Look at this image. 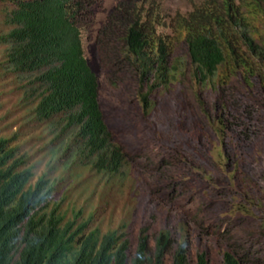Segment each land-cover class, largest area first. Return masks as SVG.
<instances>
[{"label":"trees","instance_id":"16d2710c","mask_svg":"<svg viewBox=\"0 0 264 264\" xmlns=\"http://www.w3.org/2000/svg\"><path fill=\"white\" fill-rule=\"evenodd\" d=\"M101 1L0 0L11 26L0 35L3 63L33 97L30 118L64 137L54 156L70 152L107 180L136 169L180 222L140 229L134 243L126 225L102 232L79 220L81 210L66 218L55 182L47 173L32 181L27 154L0 136V264H254L203 226L201 208L183 196L189 182L168 171L171 189L160 190L152 168L181 161L210 180L219 166L230 212L254 218L234 223L238 239L264 241V0H197L185 12L118 0L96 33L97 74L84 34ZM158 137L172 149H155Z\"/></svg>","mask_w":264,"mask_h":264},{"label":"rangeland","instance_id":"374dc122","mask_svg":"<svg viewBox=\"0 0 264 264\" xmlns=\"http://www.w3.org/2000/svg\"><path fill=\"white\" fill-rule=\"evenodd\" d=\"M166 11H187L197 0H160ZM118 0H102L93 9L94 23L84 34V49L92 69L101 73L95 48L96 33L107 16L113 11ZM3 4H0V35L11 26L5 22ZM7 44L0 40V136H7L13 143L19 144L20 151L27 154L28 165L33 166L32 181L47 173V177L55 182L54 197L62 204L66 218H72L75 211L81 210L79 220L90 219L89 227H98L102 232L110 229L126 227L130 236H135L140 229L148 233L170 227L173 231L180 222L179 215L168 206L158 204L152 199L151 192L144 185L138 171L131 169L126 175L107 180L96 174L80 160L75 161L70 152L52 154V147L60 145L63 136L54 139V133L46 122H37L30 118L33 97H25L21 83L17 77L5 68ZM159 131V130H158ZM154 134L156 130L153 131ZM156 135V134H155ZM155 149H172L166 139L157 138L149 141ZM152 168V178H160L156 185L160 190L164 186L171 189V174L177 179L189 182L191 191H183L185 201L194 200L196 207L203 213V226L214 225L224 237L233 238L231 242L237 250L244 254L249 250L254 264H264V241L253 236L241 235L238 239L234 231V223L238 220L251 222L254 218L234 215L225 194L228 191L229 177L222 168L217 167L216 179L202 180L201 173L178 162L177 167H160L156 163ZM172 170H175L172 172ZM222 194V195H221ZM233 216L234 220H233ZM237 236V237H236ZM240 245H237L238 243ZM214 255L218 245L213 243Z\"/></svg>","mask_w":264,"mask_h":264}]
</instances>
